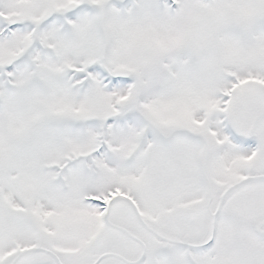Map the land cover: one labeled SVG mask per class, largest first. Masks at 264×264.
Listing matches in <instances>:
<instances>
[{
	"label": "snow or ice",
	"instance_id": "1",
	"mask_svg": "<svg viewBox=\"0 0 264 264\" xmlns=\"http://www.w3.org/2000/svg\"><path fill=\"white\" fill-rule=\"evenodd\" d=\"M0 264H264V0H0Z\"/></svg>",
	"mask_w": 264,
	"mask_h": 264
}]
</instances>
